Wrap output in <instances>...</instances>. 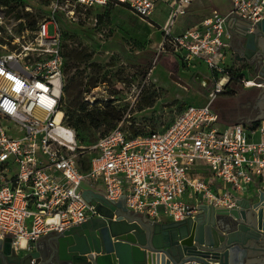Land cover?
<instances>
[{"label":"built area","instance_id":"obj_1","mask_svg":"<svg viewBox=\"0 0 264 264\" xmlns=\"http://www.w3.org/2000/svg\"><path fill=\"white\" fill-rule=\"evenodd\" d=\"M193 2L50 0L51 19L38 23L34 42L0 56V240L10 238L15 252L44 235L60 233L93 217L94 207L82 197L83 185L101 183L106 200L124 197L128 211L152 222L162 216L172 221L193 218L201 204L236 208L254 184V197L260 192L264 197V120L251 129L241 124L221 129L212 108L232 80L225 62L230 51V42L224 41L229 39L225 22L236 17L252 31L264 19V0H230L226 14L212 11L194 26L175 32L177 20ZM110 5L126 9L149 25L161 6L159 15L165 19L159 27L155 61L165 54L188 66L202 63L210 72L213 88L204 105L184 107L161 131L133 137L125 130L124 117L76 152L75 131L66 125L61 110V29L54 16L69 21L75 8ZM50 23L54 25L52 36L47 34ZM251 83L261 87L256 80ZM91 98L86 94L84 101L93 106ZM87 152L91 157L83 169L78 157ZM200 166L210 173L206 179L194 174ZM185 195L194 202L186 201Z\"/></svg>","mask_w":264,"mask_h":264},{"label":"rangeland","instance_id":"obj_2","mask_svg":"<svg viewBox=\"0 0 264 264\" xmlns=\"http://www.w3.org/2000/svg\"><path fill=\"white\" fill-rule=\"evenodd\" d=\"M49 4L50 0H0V56L34 42L38 23L51 19ZM229 6L230 0H194L186 15L177 20L175 32L194 26L212 11L226 13ZM160 9H156L150 25L114 5L75 8L70 22L54 16L61 29V110L68 117L67 124L78 120L79 107L91 115L97 110L106 116L97 126L76 131V152L86 149L124 117L130 135L145 136L166 128L184 107L207 102L213 83L204 64L196 62L194 68L189 67L173 61V57L167 59L165 54L155 61L159 27L165 19L159 15ZM47 34H54L53 23L47 26ZM229 72L232 80L220 95L229 101L232 97L254 100L257 91L253 88L236 93L244 82L253 79L251 69L232 66ZM207 79L209 83L204 81ZM86 94L94 98L95 105L84 101ZM90 157L88 152L78 157L82 168L88 166Z\"/></svg>","mask_w":264,"mask_h":264},{"label":"water","instance_id":"obj_3","mask_svg":"<svg viewBox=\"0 0 264 264\" xmlns=\"http://www.w3.org/2000/svg\"><path fill=\"white\" fill-rule=\"evenodd\" d=\"M246 25L229 49L261 84L254 88L263 106L264 19L252 31ZM262 120L264 112L255 122ZM82 197L94 207L93 217L52 233L23 255L12 249L10 238L0 240V264H264L262 192L257 199L237 201L233 209L202 205L193 218L162 223L129 212L124 197L108 201L92 190Z\"/></svg>","mask_w":264,"mask_h":264},{"label":"crops","instance_id":"obj_4","mask_svg":"<svg viewBox=\"0 0 264 264\" xmlns=\"http://www.w3.org/2000/svg\"><path fill=\"white\" fill-rule=\"evenodd\" d=\"M231 8V4L229 6V9L227 10V12L230 10ZM226 12V13H227ZM223 13V14H226ZM222 14V13H221ZM247 26L246 22L236 18V17H229L226 22H225V26H224V30L225 33L229 36V39L225 38L224 41L226 43H229L232 41H234L238 36H240V34L242 33V29ZM227 58H226V65L229 66V68L231 69L232 66H234L235 68H239L240 66H245L243 62H239L237 61L235 58H233L231 52L229 50H227ZM167 59H171V56H166ZM173 61H177L180 64H182L179 60H176L174 57L172 58ZM196 63V62H195ZM195 63L189 67H195ZM199 63V62H197ZM200 64V63H199ZM210 73V72H209ZM255 77H253L252 80L249 81H253ZM209 79H211V76H209ZM207 83H209V80H204ZM245 83V82H244ZM242 89L239 88V91L236 93L242 94L243 92L241 90H250V89H254L255 91H257V95L255 97L254 100H240L238 98H234L232 97V100H228L227 97H225V95H219L217 97V100L215 101V103H213V111L218 115V123L217 125L219 126V128H225L227 126L230 125H235V124H241L243 125V127H245V129H251L253 128L257 122H255L256 120V116H254V105L259 102L260 100V96H261V92L259 91V89H256L252 86H246L243 85L241 87ZM236 97L238 95H235ZM264 105V104H263ZM253 140L257 139V135H255L254 137H252ZM197 172H194V174L202 179H206L210 173L208 172L207 169H205V167L200 166L196 168ZM218 184V183H217ZM255 184L254 185H250L249 188L247 189V192L241 196L240 200L243 199H250V197L254 196V189H255ZM83 189L84 190H92L96 193H100L103 195L104 192V188L102 186L101 183L97 184L94 187H90L89 185H83ZM213 191H215V189H213ZM185 200L188 202L193 203L194 200H188V198L185 195ZM239 200V201H240ZM205 205V204H201L200 206ZM199 206V207H200ZM130 212V211H129ZM132 213V212H131ZM139 218H142L144 216L142 215H137ZM172 221L171 219H169L166 216H162L160 221L155 222V223H162V222H169ZM52 236V233H49L47 235H44L42 237H40L37 241L33 242V243H29L27 244V249L21 250L18 253L20 255H23L24 253H26L27 251H34L35 247H40L42 246V244L44 242H46V240H48L50 237ZM112 240L114 241L115 238H112ZM25 243L22 242V246H24ZM40 262L44 261V258L42 257L40 260Z\"/></svg>","mask_w":264,"mask_h":264},{"label":"trees","instance_id":"obj_5","mask_svg":"<svg viewBox=\"0 0 264 264\" xmlns=\"http://www.w3.org/2000/svg\"><path fill=\"white\" fill-rule=\"evenodd\" d=\"M62 91H63V88H62ZM77 111L80 113V115L78 116V120L76 122L69 121L68 124H67V118L68 117L65 116V114L63 112L64 121H65L66 125L69 126L70 128H72L75 131V134H76V131H78L79 129L85 128V126H91V125L97 126L100 122L104 121V119L106 118L105 115H103L102 113H100L97 110H94L96 115H91V113H89V112H84L85 109L83 107L82 108L79 107L77 109ZM115 126H116V124L113 127H111L110 130H112ZM131 136H133V135H131ZM134 136H138V135H134ZM76 138H77V135H76ZM83 169H86V168H83Z\"/></svg>","mask_w":264,"mask_h":264},{"label":"flooded vegetation","instance_id":"obj_6","mask_svg":"<svg viewBox=\"0 0 264 264\" xmlns=\"http://www.w3.org/2000/svg\"><path fill=\"white\" fill-rule=\"evenodd\" d=\"M254 116H259L261 112H264V105L261 106L258 102L254 105Z\"/></svg>","mask_w":264,"mask_h":264},{"label":"bare ground","instance_id":"obj_7","mask_svg":"<svg viewBox=\"0 0 264 264\" xmlns=\"http://www.w3.org/2000/svg\"><path fill=\"white\" fill-rule=\"evenodd\" d=\"M253 84L251 83V81H249L248 83H247V86H252ZM58 117H60V115H58ZM22 242L24 243V241L22 240L21 241V246H22ZM22 247H24V246H22Z\"/></svg>","mask_w":264,"mask_h":264}]
</instances>
